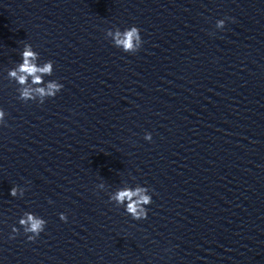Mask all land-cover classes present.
<instances>
[{"label":"water","instance_id":"water-1","mask_svg":"<svg viewBox=\"0 0 264 264\" xmlns=\"http://www.w3.org/2000/svg\"><path fill=\"white\" fill-rule=\"evenodd\" d=\"M133 25L135 54L106 37ZM39 57L43 104L0 74V264H264V0H139ZM127 185L147 219L109 202Z\"/></svg>","mask_w":264,"mask_h":264},{"label":"clouds","instance_id":"clouds-1","mask_svg":"<svg viewBox=\"0 0 264 264\" xmlns=\"http://www.w3.org/2000/svg\"><path fill=\"white\" fill-rule=\"evenodd\" d=\"M231 19V18H226ZM225 20L221 19L216 22L218 29H223ZM141 30L133 25L121 31L118 27L106 32V37L111 38L113 45L125 53L135 54L140 50L143 40L140 35ZM22 62L8 70V78L14 80L18 85V99L24 102L36 101L43 104L46 99L54 98L64 85L57 80L45 81V76H51L54 71V62L48 60L43 64L38 63L39 53L34 51L31 44H24L21 53ZM5 111L0 109V124H5ZM145 140L151 141L150 133L144 137ZM104 189L103 183L97 186ZM24 188L14 186L11 188L12 197H23ZM150 189L145 186L136 185L135 187L123 186L109 193V202L114 203L117 207H124L126 213L133 220L147 219V206L152 203V196L149 194ZM61 221L67 222V216L61 213ZM23 228L24 234L28 241L35 242L40 234L45 230L47 221L32 212H24L18 221ZM13 234H18L19 229L12 228ZM10 238H15L14 235Z\"/></svg>","mask_w":264,"mask_h":264}]
</instances>
